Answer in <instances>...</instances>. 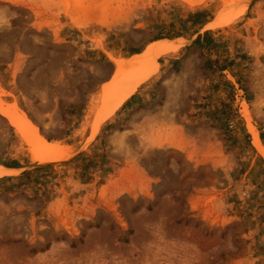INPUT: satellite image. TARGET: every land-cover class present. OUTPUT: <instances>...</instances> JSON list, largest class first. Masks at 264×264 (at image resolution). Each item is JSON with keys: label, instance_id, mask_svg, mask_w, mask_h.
I'll use <instances>...</instances> for the list:
<instances>
[{"label": "rangeland", "instance_id": "obj_1", "mask_svg": "<svg viewBox=\"0 0 264 264\" xmlns=\"http://www.w3.org/2000/svg\"><path fill=\"white\" fill-rule=\"evenodd\" d=\"M244 1L0 0V100L66 149L33 160L0 115V161L23 166L0 179V264H264L241 111L264 144V0ZM176 34L94 130L114 59Z\"/></svg>", "mask_w": 264, "mask_h": 264}, {"label": "bare ground", "instance_id": "obj_2", "mask_svg": "<svg viewBox=\"0 0 264 264\" xmlns=\"http://www.w3.org/2000/svg\"><path fill=\"white\" fill-rule=\"evenodd\" d=\"M245 0L243 7L235 14L241 15L248 2ZM213 26L215 23H210ZM183 44L182 38L174 40L158 39L149 42L140 53H133L127 58L114 59V72L109 82H106L101 89V110L98 113L97 123L100 122L108 112H112L124 100L128 87L136 82L147 67L157 59L158 56L175 51ZM241 111L246 120L248 132L251 134L252 144L256 149L264 154V146L259 139L258 132L250 121L247 105L241 102ZM0 114L14 126L23 140L29 146L31 157L36 161H50L62 158L66 154V149L58 144L48 141L38 131L37 126L22 111L15 101L4 102L0 100ZM93 130V131H94ZM14 169H7L0 165V176L10 174Z\"/></svg>", "mask_w": 264, "mask_h": 264}, {"label": "trees", "instance_id": "obj_3", "mask_svg": "<svg viewBox=\"0 0 264 264\" xmlns=\"http://www.w3.org/2000/svg\"><path fill=\"white\" fill-rule=\"evenodd\" d=\"M203 14L204 13L202 11L192 12V13H190L189 18H190L191 22L195 26H198L199 27V25H202L203 23L206 22V21H204ZM208 33H209L208 31H205L202 35L197 34V36L194 38V40L192 42L193 43H199L204 37H206V39H207ZM175 36H181V34H176ZM160 38H171V37H164V36L159 37V36H156L153 39H160ZM139 51L140 50H134V51L130 52V54H132V53H138ZM225 68L226 67H222V69H225ZM132 96L133 95H131V97ZM260 136H261V134H260ZM2 164L6 165V166H12L11 164H8V163H2ZM26 173H27L26 171H22V174L21 175L26 174ZM8 178H10V176L0 177V179H8Z\"/></svg>", "mask_w": 264, "mask_h": 264}, {"label": "crops", "instance_id": "obj_4", "mask_svg": "<svg viewBox=\"0 0 264 264\" xmlns=\"http://www.w3.org/2000/svg\"><path fill=\"white\" fill-rule=\"evenodd\" d=\"M249 3V2H248ZM248 5V4H247ZM247 7V6H246ZM246 9V8H245ZM245 9H244V11H245ZM244 13V12H243ZM244 26V25H243ZM177 38H183L182 36H173V37H171V38H168L169 39V41H171V40H174V39H177ZM161 39V38H160ZM152 40H157V39H152ZM152 40H149L147 43H149L150 41H152ZM146 43V44H147ZM145 44V45H146ZM141 52V50L138 52V53H140ZM133 54V53H132ZM129 55H131V54H129ZM170 58H171V56H170ZM177 57H173L172 56V59L173 60H175ZM173 62H175V61H173ZM1 115V114H0ZM2 116V115H1ZM3 117V116H2ZM4 118V117H3ZM247 128V127H246ZM247 131H248V129H247ZM251 135V134H250ZM258 136H259V134H258ZM260 139V138H259ZM261 141V140H260ZM251 143H252V139H251ZM262 143V142H261ZM254 146V145H253ZM262 146H264V144H262ZM255 147V146H254ZM256 148V147H255ZM258 151V150H257ZM259 152V151H258ZM255 155L256 156H259V159L262 161V163H261V166L262 167H264V154H262V153H255ZM2 163H8V164H11L12 166H6V165H4V164H2ZM252 164H253V162H252ZM0 165H2L3 167H5V168H7V169H18V170H21L22 168H23V166L21 165V161L19 160V159H17V158H10V159H8V161H0ZM4 176H9V175H4ZM1 177H3V176H1Z\"/></svg>", "mask_w": 264, "mask_h": 264}]
</instances>
